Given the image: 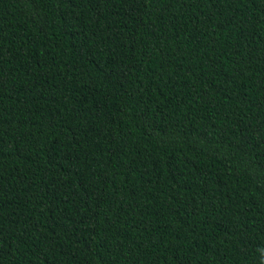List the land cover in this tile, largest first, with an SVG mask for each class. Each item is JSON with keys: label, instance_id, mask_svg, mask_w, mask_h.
Returning a JSON list of instances; mask_svg holds the SVG:
<instances>
[{"label": "trees", "instance_id": "16d2710c", "mask_svg": "<svg viewBox=\"0 0 264 264\" xmlns=\"http://www.w3.org/2000/svg\"><path fill=\"white\" fill-rule=\"evenodd\" d=\"M0 264H264V0H0Z\"/></svg>", "mask_w": 264, "mask_h": 264}]
</instances>
